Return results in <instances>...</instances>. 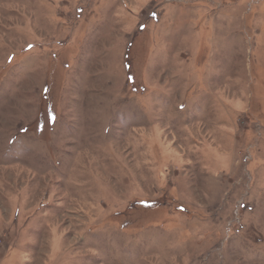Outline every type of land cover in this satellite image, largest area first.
Listing matches in <instances>:
<instances>
[{
  "label": "rangeland",
  "instance_id": "374dc122",
  "mask_svg": "<svg viewBox=\"0 0 264 264\" xmlns=\"http://www.w3.org/2000/svg\"><path fill=\"white\" fill-rule=\"evenodd\" d=\"M0 264H264V0H0Z\"/></svg>",
  "mask_w": 264,
  "mask_h": 264
}]
</instances>
